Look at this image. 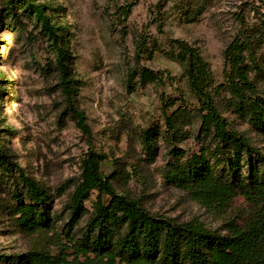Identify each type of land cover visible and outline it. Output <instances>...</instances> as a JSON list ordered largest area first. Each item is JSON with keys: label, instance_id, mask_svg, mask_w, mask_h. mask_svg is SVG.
<instances>
[{"label": "rangeland", "instance_id": "obj_1", "mask_svg": "<svg viewBox=\"0 0 264 264\" xmlns=\"http://www.w3.org/2000/svg\"><path fill=\"white\" fill-rule=\"evenodd\" d=\"M27 3L42 5L51 23L65 29L62 42L76 80L74 101L90 136L66 109L53 50L33 14L23 8ZM261 19L264 0H0V146L45 187L54 210L68 200L81 177L82 161L92 152L118 193L152 213L217 230L221 216L167 181L168 163L175 160L172 149L184 152L185 159L201 147L192 99L175 123L181 131L178 143L170 145L164 137L162 103L171 104L170 116L186 92L183 69L172 60L174 41H186L199 51L212 73L211 91L221 113L264 152V136L231 115L223 57L236 31ZM257 57L263 72L253 69L250 77L264 99V45ZM150 130L154 158L144 146ZM16 177L5 178L0 170V255L9 257L43 246L14 226L9 192L14 186L21 189ZM94 199L92 194L86 202L88 210Z\"/></svg>", "mask_w": 264, "mask_h": 264}, {"label": "trees", "instance_id": "obj_2", "mask_svg": "<svg viewBox=\"0 0 264 264\" xmlns=\"http://www.w3.org/2000/svg\"><path fill=\"white\" fill-rule=\"evenodd\" d=\"M23 8L33 14L48 38L66 109L77 127L90 136L85 115L74 101L76 80L70 73L69 50L62 42L65 29L51 23L42 5L27 3ZM263 45L261 19L237 30L223 52L233 100L231 115L262 136L264 99L250 73L253 69L263 72L257 57ZM174 46L177 53L172 60L183 69L186 92L170 116L171 104L162 103L164 137L170 145L178 143L181 131L175 123L187 111L181 107L192 99L196 102L192 112L200 118L196 135L201 147L185 159L184 152L174 147L167 181L221 216V227L208 230L200 223H180L150 212L140 201L115 190L92 152L83 159L81 177L68 200L54 210L45 187L27 176L0 146L2 176L17 175L21 186L9 192L14 226L43 243L23 255H0V264H264V152L221 113L211 91L212 73L199 51L183 40L174 41ZM138 48L142 52L144 43ZM153 135L154 130L144 134L150 158L156 155ZM92 194L95 199L88 210L86 202Z\"/></svg>", "mask_w": 264, "mask_h": 264}]
</instances>
